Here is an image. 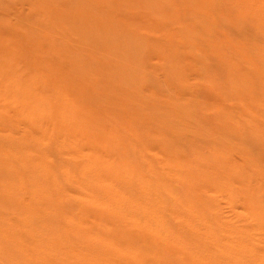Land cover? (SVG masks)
<instances>
[{
	"label": "rangeland",
	"instance_id": "rangeland-1",
	"mask_svg": "<svg viewBox=\"0 0 264 264\" xmlns=\"http://www.w3.org/2000/svg\"><path fill=\"white\" fill-rule=\"evenodd\" d=\"M260 224L264 0H0V264H264Z\"/></svg>",
	"mask_w": 264,
	"mask_h": 264
},
{
	"label": "bare ground",
	"instance_id": "bare-ground-1",
	"mask_svg": "<svg viewBox=\"0 0 264 264\" xmlns=\"http://www.w3.org/2000/svg\"><path fill=\"white\" fill-rule=\"evenodd\" d=\"M47 167L45 166V165H42V167H41V169L40 170H42V171H39V172H37L38 171V169H33V166H32V170H33V173H34V175L36 176V178L38 179V184H39V186H40V189H43V186H42V179H43V177H44V172L47 170L46 169ZM176 168V169H175ZM175 168H173V170H177V167H175ZM95 171H97V176H98V178H96L97 180H99L100 181V173H99V171L98 170H94L91 174H93ZM48 175H52L51 173H49V174H47V176ZM179 175V174H178ZM181 175V174H180ZM179 175V176H180ZM37 182V180H35L34 181V184ZM97 183V182H96ZM37 184V183H36ZM46 191V190H45ZM27 196V195H26ZM25 196V197H26ZM120 197H122V196H119L118 197V195L117 196H115V198H114V200L116 201V202H118L119 204L123 201H126V198H124V197H122V201H121V198ZM112 199V198H111ZM255 200V199H254ZM35 202H37V204H40V203H38V202H41V201H39V200H36ZM118 204V205H119ZM36 206V205H35ZM35 206H32V207H30V209H29V211H27L26 210V216H29V217H31V215H32V211H37L38 209H40L42 206L40 205V206H38V208L35 210ZM115 206H117V205H115ZM173 210L174 211H176V213H178V214H180V215H182V216H184L185 215V213L187 212V210H188V214H192L193 212L195 213V214H197L198 213V211L196 210V209H187V208H185V206L183 205V204H177V205H173ZM195 210V211H194ZM114 212H115V210H113ZM118 211H122V213H124L123 212V210H121L120 209V207L118 208ZM126 212V211H125ZM193 219H183V223L184 224H182V227L181 228H183V229H180V230H176V232L175 233H173V238L174 239H176V237H178V239L179 238H182V236H181V231H183L182 233H186V232H189L190 233V237L188 238V239H183V240H181V241H179L178 240V244H180V245H182V246H191V247H193V251H197V252H200V251H202V252H206V253H209V251H218V250H220V249H226V250H232L234 253H236L237 251H238V246H237V242H235V243H233L232 241H226L227 239H222V238H216V236H215V234H214V232H213V229L211 228V231H207L205 234L203 233V232H200V231H198L196 228H188V227H186V221H192ZM257 220H259V221H262L261 219H257ZM262 227L264 226V224H260ZM263 230V232H264V228L262 229ZM35 231H37V230H35ZM40 233V232H39ZM37 234V232L36 233H33L31 236H34V239H33V242L34 243H37V239L35 238V235ZM10 238H12V239H14V237L12 236V237H10ZM29 239V238H28ZM146 242V241H145ZM225 244H224V243ZM1 255V260L3 259L2 257H3V255L2 254H0ZM182 261H184V260H182ZM224 263H229V261H227V260H225L224 261Z\"/></svg>",
	"mask_w": 264,
	"mask_h": 264
}]
</instances>
